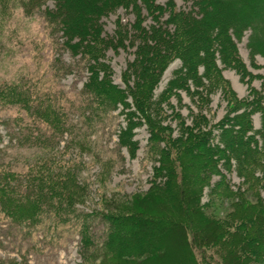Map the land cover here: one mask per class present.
<instances>
[{"label": "rangeland", "instance_id": "rangeland-1", "mask_svg": "<svg viewBox=\"0 0 264 264\" xmlns=\"http://www.w3.org/2000/svg\"><path fill=\"white\" fill-rule=\"evenodd\" d=\"M9 1L8 11H0V87L17 86L35 91L29 113L15 106L0 110V190L1 187H9L10 193L20 202L31 201L37 195L32 189V175L43 178V169L50 171L60 168L62 173L56 174L57 177L61 174L59 178L54 181L45 177L43 181L61 192L59 196L52 193L53 199L63 201L66 199L62 194L63 187L73 181L75 203L72 209L75 214H100L105 209L112 210V205L131 208L135 200L143 201L152 188L159 187L160 191L165 188V178H154L160 175L156 170L158 162L155 158H158V149L162 147H172L170 152L174 153L173 140L180 136V126L190 128L195 122L205 124L208 131L216 130L226 117L233 120L237 114L228 109L234 100L241 102L264 97V59L250 53V31H245L233 40L244 67L237 68L231 63L226 67L219 64L216 82L211 87L207 86L208 82L204 78H200L196 86L190 85L185 90L178 79L181 63L176 57H171L164 65L153 67L154 77L149 84L148 97L152 104L158 102L165 115L160 124L170 134L165 133L163 136L162 132L158 133V128L155 130L158 141H153L156 146L154 151L153 142H150L151 130L140 121L141 124L131 130L130 139L134 146L130 148L118 139L120 131L128 125L127 117L124 116L127 111L125 107L113 106L104 117H97L93 106L88 107L94 99L82 92L89 77L87 60L79 55H71L64 46L65 40L60 28L50 22L52 15L47 14L53 9L52 2L43 0L39 9L30 3L29 9L25 10L17 4L12 5V0ZM198 2L200 0H155L156 5L163 7L158 15V23L153 22L152 15L138 2L144 18L140 23L141 29L148 32L149 26L174 29L176 25L170 24L168 14L172 16L181 11L199 18ZM130 9L118 6L99 18L101 36L106 42L101 47L102 59L96 62L102 66L101 72H107L110 83L125 92L126 102L132 109L134 95L128 88L130 91L137 89L146 81H138L134 74L139 70L131 68L137 58V46L141 42L130 32L135 21V14ZM225 15L229 16V12L226 11ZM123 37L126 41L121 45L118 40ZM153 38L148 35L145 39ZM201 68L199 74L202 73ZM56 102L61 106L60 113H57L58 129L34 115L37 104L54 106ZM259 102L264 106V99ZM131 109L129 111H134ZM250 120L253 129L259 130L260 114L251 113ZM131 121L136 122V118ZM230 123L235 124L234 121ZM150 126L153 127L152 124ZM185 132H189V129ZM219 170L224 177L223 182L228 181L230 190L234 192L241 187L242 179L238 177L234 165L230 169L220 166ZM30 172L33 174L30 175ZM166 177L168 179L169 176ZM254 177L257 179L254 187L256 197L250 199V206L255 204L258 214H264V181H261L262 174L258 169ZM219 178L212 175L210 187L219 182ZM59 182L61 184L58 185ZM240 189L242 191V187ZM208 191L204 190L201 205L207 204ZM46 195L50 196L49 193ZM160 202L155 200L153 208L145 205V210L159 216L164 214L166 219L181 228L179 233L173 229V233L166 236L167 248L161 256L163 262L175 264L180 255H184L181 245L183 236L188 245L186 247L195 258H203L208 262L211 260L210 264H224L222 250H205L199 245L194 247L198 241L193 234H198L195 233V226L192 227L186 209H180L181 213L176 214V209L172 210ZM224 203L217 197L212 203V210L217 211L219 217L228 206V203ZM208 206L205 207L207 213L210 210ZM70 224L75 222L71 221ZM32 226L30 222L14 223L0 211V264H102V257L98 262H85L87 257L99 253V241L103 239V224L100 221L91 225L94 239L87 248L80 246L79 237L70 225L59 226L55 233L44 228L45 225L29 228ZM245 253L249 258H240L235 264H264V243L258 254H255L253 248ZM144 256L151 258L152 251L144 252ZM183 259L186 261L185 256Z\"/></svg>", "mask_w": 264, "mask_h": 264}, {"label": "trees", "instance_id": "trees-1", "mask_svg": "<svg viewBox=\"0 0 264 264\" xmlns=\"http://www.w3.org/2000/svg\"><path fill=\"white\" fill-rule=\"evenodd\" d=\"M42 1L12 0L11 4H17L27 10L29 4L34 3L33 6L39 9ZM47 1L53 4V9L47 13L48 16L52 15L50 22L60 28L65 40L64 46L71 55H79L87 60L89 77L82 92L95 100V102L92 100V105L88 107L93 106V112L97 117H104L113 106L125 107L127 111L124 116L127 117L128 125L125 130L120 131L118 139L130 148L134 146L130 139L131 130L141 124L140 121L150 128L151 143L158 141L155 132L157 128L158 133L162 132L163 136L165 133L170 134V131L160 124L164 121L165 115L158 102L152 104L148 100L149 84L154 77L153 67H160L167 63L169 58L176 57L181 63L178 79L185 90L190 85L196 86L200 78H204L208 82L207 86L211 87V84L216 82L215 76L220 69L219 64L226 67L231 63L237 68L244 67L240 63L233 40L245 31H250L248 38L250 53L264 59V0H200L199 18L182 11L172 16L168 14L170 24L176 25L175 30L149 26V32L141 29L140 23L144 19L141 5L149 15H152L153 22L158 23L160 18L158 15L163 11V7L156 5L155 0ZM9 4V0H0V11L7 12ZM118 6L131 8L130 12L135 14L130 32L141 42V45L137 46V58L132 62L131 68L139 70L134 74L138 81L140 79L146 82L139 88L133 89L134 91L128 88L134 95L132 109L126 102L125 92L110 83L107 72H101L102 66L96 62L102 59L101 47L106 42L101 36L98 20L102 14L110 13ZM226 11L229 12V16L225 15ZM166 21L163 23L165 24ZM187 25H190L189 29ZM118 34L120 35L121 32L119 31ZM146 34L154 36L153 40H146ZM90 41L93 42L92 45L89 44ZM125 41L123 37L118 43L123 45ZM200 67H202L201 74H199ZM34 92L24 87H0V110L15 106L29 113ZM260 98L264 99L260 96L250 101L234 100L228 109L237 114L234 115L233 120L226 117L223 124L216 128L217 131L213 129L208 131L205 129V124L195 122L190 128L180 126V136L173 140L174 153L170 152L172 147L167 149L164 144L165 149L159 148V156L155 158L158 162L156 170L160 175L157 174L154 178H165L163 184L165 188L161 189L162 192L159 187L152 188L143 201L135 200L131 208L126 205H117V207L112 205V210L105 209L100 214L97 212L75 214L72 209L75 203L73 181L63 187L62 194L66 198L64 201L53 199V194L59 196L61 192H57L55 186L50 187L43 181L45 177L55 181L61 176V174L59 177L56 176L57 173H62L60 168H54L50 171L43 169L41 172L43 178L32 175L33 172L29 173L34 184L32 189L37 194L31 201L20 202L10 193L9 187H1L0 211L14 223L30 222L33 226L29 228H41L45 225L44 228L52 233H55L61 225H70L83 248H87L94 239L91 225L95 221H100L103 224V239L99 241V253L87 257L85 261L87 263L98 262L102 257V264H166L161 257L167 248L166 236L172 234L173 229L179 233L181 228L177 223H171L166 219L164 214L159 216L145 210V205L153 208L152 203L159 200L160 203L170 206L172 210L176 209L178 211L176 214L181 213L180 209L188 211L192 227L195 226V233L198 234L197 236L193 234L196 242L198 241L194 247L199 245L205 250H222L224 264H235L240 258L248 259L245 252L253 248L255 254H258L264 243V214H258L255 204L250 206L252 205L250 199L256 197L254 190L257 180L254 177L256 169L262 174L261 181H264V106L259 102ZM164 103L167 104V101ZM60 107L57 102L54 106L37 104L34 115L45 124L58 129ZM130 109L134 111H129ZM253 112L260 114L259 130L253 129L250 120ZM133 118H136V122L131 121ZM232 121L235 124H231ZM186 129H189V132H185ZM166 138L170 140L168 136ZM152 146L155 151L154 142ZM130 151L132 154L133 149ZM232 165L238 177L242 179V191L241 187L234 192L230 190L228 181L223 182L224 177L219 172L220 166L230 169ZM162 173L164 175H161ZM165 175L169 176L168 179ZM212 175L220 176V181L210 187L209 181ZM205 189L209 190L208 201L207 204L201 205L200 199ZM47 193L50 196H47ZM215 197L228 203L221 217L218 216L217 211L212 210ZM206 206L210 207L208 213L205 211ZM71 221L75 224H70ZM181 245L185 252L184 255H180L176 263L210 264L211 260L209 262L203 258L198 260L192 255L191 250L186 247L183 236ZM146 250L152 251L151 258L144 256ZM184 256L186 261L183 259Z\"/></svg>", "mask_w": 264, "mask_h": 264}]
</instances>
